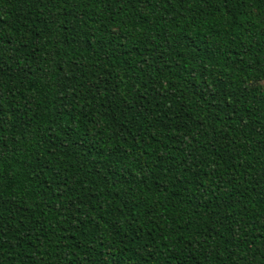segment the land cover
I'll return each mask as SVG.
<instances>
[{
    "label": "trees",
    "instance_id": "16d2710c",
    "mask_svg": "<svg viewBox=\"0 0 264 264\" xmlns=\"http://www.w3.org/2000/svg\"><path fill=\"white\" fill-rule=\"evenodd\" d=\"M0 264H264V0H0Z\"/></svg>",
    "mask_w": 264,
    "mask_h": 264
}]
</instances>
